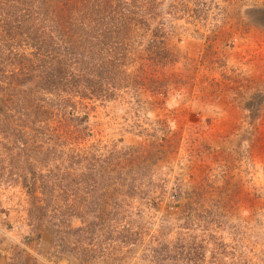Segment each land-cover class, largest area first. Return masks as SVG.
Instances as JSON below:
<instances>
[{
	"label": "rangeland",
	"instance_id": "1",
	"mask_svg": "<svg viewBox=\"0 0 264 264\" xmlns=\"http://www.w3.org/2000/svg\"><path fill=\"white\" fill-rule=\"evenodd\" d=\"M116 1L48 92L8 72L48 53L35 2L0 0V264H264V0Z\"/></svg>",
	"mask_w": 264,
	"mask_h": 264
},
{
	"label": "trees",
	"instance_id": "2",
	"mask_svg": "<svg viewBox=\"0 0 264 264\" xmlns=\"http://www.w3.org/2000/svg\"><path fill=\"white\" fill-rule=\"evenodd\" d=\"M85 1L86 3L82 6L78 4ZM118 2L116 0H33L34 5L29 6L28 9L26 8V14L23 15L24 20L20 23L25 28L30 27L35 31L39 28L40 22L42 23V27L39 28L38 37L40 39L38 44L43 50H48V53L42 56V59L35 57L37 64L36 62L31 64L28 61L26 64L20 65V60L17 61L16 68L11 67L8 71L12 78L19 74L21 79L34 81L37 86L48 92L70 91L72 86L74 89L81 81L89 83L90 81L83 80L85 78L82 70H86V68L80 67V65L90 63L86 62L90 56L83 55L87 49L92 47L89 37L90 30L93 29L95 20L101 25H106L107 22L114 19L116 16L109 15V8L117 7ZM98 19L101 21H98ZM122 19L117 17V21L121 25H118V30H114L113 38L116 42L113 46L120 43L122 38H125L123 32H127L128 27L126 24L128 21L125 20V17ZM56 43L68 48L65 53L60 52L62 48L60 51L57 50ZM11 56L12 63L20 58L15 53H12ZM121 57L125 56L122 54ZM38 61H40L41 66ZM70 62L77 65L72 70L68 64ZM2 70L3 68L0 67V73L3 72ZM6 108L5 103L0 101V112L4 113ZM22 179L24 180L22 186L27 187L29 194H32L29 181H26L25 177Z\"/></svg>",
	"mask_w": 264,
	"mask_h": 264
},
{
	"label": "crops",
	"instance_id": "3",
	"mask_svg": "<svg viewBox=\"0 0 264 264\" xmlns=\"http://www.w3.org/2000/svg\"><path fill=\"white\" fill-rule=\"evenodd\" d=\"M248 54L251 63V77L259 79L258 86H264V28L250 32Z\"/></svg>",
	"mask_w": 264,
	"mask_h": 264
}]
</instances>
